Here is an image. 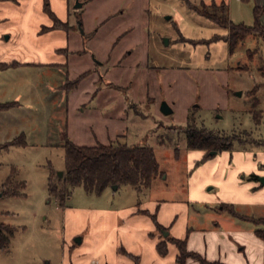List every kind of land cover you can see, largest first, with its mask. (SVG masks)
I'll return each mask as SVG.
<instances>
[{"label": "rangeland", "instance_id": "374dc122", "mask_svg": "<svg viewBox=\"0 0 264 264\" xmlns=\"http://www.w3.org/2000/svg\"><path fill=\"white\" fill-rule=\"evenodd\" d=\"M47 1L58 14L67 12L63 27L72 26L73 53L67 67H46L30 76L31 85L20 99L28 111L0 114V143L21 134L27 141L0 155V220L16 228L9 248L0 249V264H179L170 239L188 213L195 228L212 229L219 220L223 228L264 230V222L250 221L264 217V205L240 202L234 214L216 203L233 193V179L248 181L251 172L264 170V145L251 143H264V34L258 30L231 50L225 39L228 29L195 10L203 3L225 2L233 23L253 26L255 9L262 4L31 0ZM89 68L99 73L89 76V70L79 88L67 94V78L73 80ZM256 85L260 124L250 112V91ZM163 103L172 113L162 112ZM189 120L237 136L233 150L204 158L203 151L189 148L184 132ZM118 133H125L123 142L147 141L153 148L159 163L153 185L141 192L131 185L111 187L102 195L78 186L61 207L49 194V178L52 173L65 175V135L78 145L93 146L114 142ZM244 140L247 144L240 142ZM13 166L18 179L26 182L25 195L6 197L1 186ZM259 178L264 184V176ZM154 202L177 214L171 233L154 222L152 212L141 211H152ZM136 209L140 212H131ZM243 215L252 217L241 221ZM215 254L221 256L219 250ZM185 264L201 262L190 258Z\"/></svg>", "mask_w": 264, "mask_h": 264}, {"label": "crops", "instance_id": "0c3cea01", "mask_svg": "<svg viewBox=\"0 0 264 264\" xmlns=\"http://www.w3.org/2000/svg\"><path fill=\"white\" fill-rule=\"evenodd\" d=\"M18 1L16 3L12 1V3L10 1H0V62L15 63L7 68L0 69V103H18L17 106L0 112L2 115L14 110H27L20 102V99L24 96L23 92L27 86L29 85V88L31 85L32 78L30 76L35 74L36 71L39 73L38 70L46 67L56 70L67 67L69 65L68 58L73 53V50L69 48L71 30L50 29L53 21L44 11V3H33L31 0ZM256 1L262 4H258V7L262 8L263 11L261 12L260 22L264 27V0ZM51 8L62 21L66 22L68 20L67 12L63 16L58 14L52 3ZM3 24H7L6 26L9 27L2 26ZM46 27L49 29H46ZM79 52V50L76 51V53ZM112 64L116 65V61H113ZM94 69L89 68L86 70L92 71L89 76H95L99 73L98 70ZM68 73L69 70H67ZM67 80L70 79L67 78ZM83 80H81L80 84ZM79 86L70 91L66 90L67 94L77 90ZM23 87L25 88L23 89ZM123 134L125 133H118L116 137L123 136ZM203 152V157L205 158V151ZM249 175H252V178L248 181L241 182L237 178L233 179L230 184L233 193L228 198L217 200L216 203L217 205L219 204L217 207H220L221 210L231 209L235 212L234 206L240 202L264 205V184L260 183L259 178L260 176H264V170H257L256 172L254 170ZM152 205V211L149 209H141V211L144 213L152 212L157 222L166 230L169 229V233L174 231L177 214L172 213L168 208L164 207L162 202H154ZM131 212L137 213L140 210L136 209ZM222 217L227 223L231 222L235 225L233 220L231 221V219ZM249 217L252 216L243 215V218L240 220H249L251 219ZM259 219H264V217L252 218L250 221L259 222ZM190 222L191 216L188 213L186 214L185 224L179 228L177 234L174 236L176 239H186L189 251L198 252L211 262L224 261L221 262L223 264H264V230H255L254 228H247L241 225L223 228L222 224L224 223L219 220L214 221L215 224L212 229H203L191 226ZM174 248L176 249L177 257L179 252L175 245ZM209 250H211L212 254ZM217 250H219V255L221 256H215ZM222 252L225 253V256H223ZM124 253H127L126 255L129 256H136L131 252L125 251Z\"/></svg>", "mask_w": 264, "mask_h": 264}, {"label": "trees", "instance_id": "16d2710c", "mask_svg": "<svg viewBox=\"0 0 264 264\" xmlns=\"http://www.w3.org/2000/svg\"><path fill=\"white\" fill-rule=\"evenodd\" d=\"M1 1V0H0ZM45 13L52 19L53 25L50 29H67L64 23L52 10L49 1L44 3ZM195 10L212 20L217 25L228 29L229 34L225 37L230 42L231 50H234L239 42L244 41L246 37L260 30L264 34V27L260 22L262 8L255 9V24L247 26L243 23L235 24L229 19L228 5L225 2L220 4L211 3L209 5L203 3L201 6H195ZM72 26H69V29ZM49 29V28H47ZM67 29V30H69ZM219 38V37H217ZM67 52V50H65ZM15 63L0 62V69L7 68ZM244 70L243 68H238ZM90 71H86L74 80H67L65 88L70 91L83 80ZM260 85L250 91L251 98V114L257 124L261 122V111L258 109L260 98L258 91ZM17 102L0 103V112L7 111L15 106ZM188 146L191 149L205 151V158H209L212 151L217 153L232 151L234 143L237 142V136L221 133L208 129L205 126L198 127L194 120H189L184 128ZM123 137H117L110 144L98 143L93 146L78 145L65 135V175L55 176L53 173L49 178V194L57 200L61 207H65L67 201L72 195L75 187L81 186L83 189L94 195H102L107 189L113 185H131L138 192L146 188H150L157 175L159 174V163L157 161L153 148L145 141L144 143L129 144L122 141ZM252 141V140H251ZM247 144V141H240ZM249 143V142H248ZM255 145H264L262 141L251 142ZM27 141L25 134H21L13 141L0 143V155L4 151H8L13 146H26ZM1 194L6 197H16L25 195L26 182L18 179L16 167L11 168V173L2 184ZM227 207V205H225ZM234 212V211H233ZM235 214V212H234ZM3 212L0 211V218ZM154 216V215H153ZM154 222L161 226L154 216ZM264 222V219H259ZM16 228L10 224H6L0 220V249L7 250L11 244V240L15 234ZM178 249L177 262L185 264L188 259L193 258L201 262V264H223L218 261L211 262L203 255L195 251L187 249L186 239H170ZM162 244H159V248Z\"/></svg>", "mask_w": 264, "mask_h": 264}, {"label": "water", "instance_id": "95a60500", "mask_svg": "<svg viewBox=\"0 0 264 264\" xmlns=\"http://www.w3.org/2000/svg\"><path fill=\"white\" fill-rule=\"evenodd\" d=\"M77 6L82 7V6H83V3L78 2V5H77ZM6 38H7V37H6ZM166 43H168V40H167V39H166ZM161 110H162V112H163L164 114H170V113H172V109H171V107H170L167 103H163V104H162ZM216 153H217V151H212V152H211V155H214V154H216ZM62 173H63V172H60L59 175L61 176ZM261 180H262V182L264 183V178H261ZM112 188H113V189H117V188H118V185H113ZM168 234H169V233L166 232L165 235H168Z\"/></svg>", "mask_w": 264, "mask_h": 264}]
</instances>
